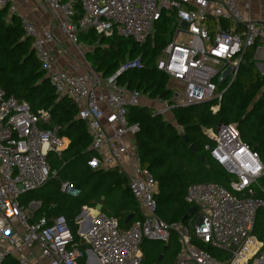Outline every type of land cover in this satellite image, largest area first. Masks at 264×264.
Returning <instances> with one entry per match:
<instances>
[{
    "label": "built area",
    "instance_id": "2783aa9c",
    "mask_svg": "<svg viewBox=\"0 0 264 264\" xmlns=\"http://www.w3.org/2000/svg\"><path fill=\"white\" fill-rule=\"evenodd\" d=\"M37 1L46 6L59 33L73 45L79 43L80 33L92 30L99 37L116 36L141 46L152 37L163 14L174 17L170 39L155 59L156 70L173 84L167 87L171 97L162 100L163 106L154 115L164 117L177 107L219 102L226 89L219 91V77L230 69L224 81L229 85L247 49H253L254 62L264 63V20L256 22L247 15L257 0H243L241 5L236 0ZM15 2L0 0V12L12 14ZM18 19L55 94L75 106L76 118L87 129L92 153L88 165L93 170L115 169L124 176L142 215L122 230L115 218L100 212L92 217L88 230L77 232L79 240L61 220L50 222L42 216L32 221V211L20 197L56 176L48 157L60 158L68 140L60 126L51 124L48 110L32 113L26 102L0 89V264L10 257L15 264H32L34 249L47 264H80L86 262L87 251L96 264H141L142 243L167 245L172 233L178 236L180 247L175 264H239L250 243L252 255L244 264H261L262 243L252 231L258 209L264 208V198L256 192L264 165L258 152L241 140L236 125L202 129L214 143L205 150L232 178L229 188L212 182L190 184L184 201L196 208L192 225L166 223L157 215V182L141 167L134 143L138 124L128 121L130 108L142 106V93L118 84L123 73L144 69L140 57L126 61L105 80L90 67L83 74H71L56 64L49 51L48 44L55 41L53 33L39 30L24 15ZM60 190L73 197L79 194L67 182L61 183ZM83 221V215L76 218L80 225ZM199 244L228 257L217 259Z\"/></svg>",
    "mask_w": 264,
    "mask_h": 264
},
{
    "label": "trees",
    "instance_id": "16d2710c",
    "mask_svg": "<svg viewBox=\"0 0 264 264\" xmlns=\"http://www.w3.org/2000/svg\"><path fill=\"white\" fill-rule=\"evenodd\" d=\"M5 11L0 14V89L7 96L25 101L32 113L40 109L48 110L51 124L60 126L68 140L67 148L61 152L60 158L53 155L48 157L51 169L57 171L56 176L37 191L23 194L20 202L26 207L38 203L31 220L42 216L50 222L61 220L75 240H79L76 218L82 208H93L98 203L102 205V213L115 218L120 229H127L131 222L141 218L128 189L127 179L115 169L102 171L90 168V138L84 123L76 118L75 106L67 99L55 102L57 95L41 71L30 48V39L24 37L18 17L12 16L7 21ZM79 16L78 10L76 19ZM167 16L163 14L154 25L153 45L149 44L150 39L140 46L132 40L116 36L100 39L92 30L87 31L91 37L89 41L98 38L103 47L101 50V46H96L94 52L86 55L91 68L103 76H109L126 61L140 57L144 69L123 73L118 78V84L163 101L169 100L171 93L165 88L167 77L155 68V59L172 32V21ZM252 55L253 49H247L243 54V61L247 65L240 64L229 85L225 83L219 86V91L226 88L219 102L177 107L171 113L173 122L152 114L147 107L130 108L128 121L138 124L134 143L141 158V167L152 173L158 185L155 199L157 215L162 221L179 223L187 214L191 206L185 203L184 198L187 187L192 183L212 182L229 188L232 178L205 150V146L212 148L214 143L203 134V128L236 125L241 140L258 152L264 165V74L252 62ZM214 106H218L215 112L211 110ZM184 135L187 141L183 139ZM190 146L195 150L190 149ZM201 156L206 163L201 161ZM62 182L69 183L79 194L73 197L62 193ZM258 186L257 195L264 198V174L258 180ZM101 197L104 199L101 200ZM129 215L133 217L126 223ZM189 219L183 225H187ZM252 236L262 243L261 251L264 252V208L258 209L256 213ZM200 247L217 259L225 260L228 257L209 246ZM86 248L82 245L83 250ZM141 250V264H174L180 251L178 236L172 233L167 245L145 241ZM159 256H162L160 260ZM2 264H15V261L7 258ZM80 264H84V261Z\"/></svg>",
    "mask_w": 264,
    "mask_h": 264
},
{
    "label": "crops",
    "instance_id": "0c3cea01",
    "mask_svg": "<svg viewBox=\"0 0 264 264\" xmlns=\"http://www.w3.org/2000/svg\"><path fill=\"white\" fill-rule=\"evenodd\" d=\"M236 2L239 5H241L243 3V0H236ZM15 5H16L17 16L18 15H24V16L28 17L39 30H50L53 33V35L55 36V41L49 43L48 48H49V51H50L51 55L53 56L56 64L61 69L65 70L71 74H83L86 72V70L89 67L91 68L90 62L87 60V57H86V55L89 52L85 53V56L81 57V54H80L81 53L80 52L81 45L80 44H78L77 46L73 45L64 36H62L59 33V30L57 28V22H56L55 18L53 17V15H51L49 10L46 8L45 5L41 4L37 0H16ZM9 14H11V13H9ZM247 15L252 20H254L256 22H262L264 20V0H257L255 3H253L250 11L247 12ZM167 18L171 19L172 28H173L174 17H170V16L168 17L167 16ZM228 27H229V25H228ZM90 38L91 37L89 36V33H87V31L81 33V35H80V40L83 39V40L89 41ZM80 40H79V42H80ZM252 62H254V61L252 60ZM241 64L247 65V62L243 61ZM254 64L256 65L257 69L262 74H264V63L254 62ZM94 71H96V70H94ZM96 72L102 76V74L100 72H98V71H96ZM62 99H65V98L57 97L55 102L61 101ZM67 101H69V100H67ZM145 102L147 104H142V106L149 108L152 113L155 112L156 109H159L162 106L161 104H163L162 100L160 101L159 105L157 103H154L153 101L145 100ZM163 118L165 120L170 121V118L168 119L166 116H164ZM171 122H173V121H171ZM37 204L38 203H36L35 209H37V207H38ZM93 208L83 207L82 212L79 215L80 218L83 215L85 209L92 210ZM138 210H139V208H138ZM141 215L142 214L140 212V216ZM194 215H195V213H193L189 217L192 219L194 217ZM190 221L191 220L189 219V222L187 223V225L189 223H190V225H192V222H190ZM84 223H85L84 221L81 225L77 223L79 226L78 232L80 229L83 230V228H84L83 224ZM179 223L183 225V223H181V222H179ZM187 225H185V226H187ZM86 251H87V248H86ZM33 254H34V257L31 260L32 264H47L45 261H43L39 258V251L37 249L33 250ZM85 260H86V262L84 261V264H89L90 262L91 263L93 262L94 264L97 263L95 260V257L89 251H87V253H86ZM263 260L261 261V264L263 263ZM252 264H255V261H253Z\"/></svg>",
    "mask_w": 264,
    "mask_h": 264
},
{
    "label": "rangeland",
    "instance_id": "374dc122",
    "mask_svg": "<svg viewBox=\"0 0 264 264\" xmlns=\"http://www.w3.org/2000/svg\"><path fill=\"white\" fill-rule=\"evenodd\" d=\"M2 12L3 11H1L0 12V14H2ZM9 13H11V12H8V11H5L4 12V15H5V20H10V18L12 17V16H16V17H18L17 16V11L16 12H13L12 14H9ZM153 36H154V32H153V35H152V37L150 38V40H149V44L150 45H153ZM101 39V38H100ZM78 42H79V40H78ZM78 44H80L81 45V50H80V54H81V57H83V56H85V53H87V52H94V49H96V46H101V44H100V42H99V40H98V38H94L92 41H89L88 42V40H83V39H81L80 40V42L79 43H77V45ZM77 45H75V46H77ZM101 50L103 49V47L101 46V48H100ZM100 50V51H101ZM159 55V54H158ZM157 55V56H158ZM156 56V57H157ZM159 56H161V54L159 55ZM91 65V64H90ZM121 66V65H120ZM119 66V67H120ZM92 69H94V68H92ZM117 70V69H116ZM115 73V72H114ZM114 73H112V74H114ZM111 74V75H112ZM111 75H109V76H101L104 80L106 79V78H108V77H110ZM119 78V77H118ZM173 84H172V82H170L168 79H166V84H165V88L166 89H168L167 87H169V86H172ZM145 100H147V101H153L154 103H157L158 105H159V103H160V99L158 98V97H151L149 94H143L142 93V98H141V101H140V104L142 105V104H147L146 102H145ZM163 103V102H162ZM162 106H163V104H162ZM161 106V107H162ZM172 111L170 112V113H168L167 114V118L169 119L170 118V121H173V116H172ZM25 206V205H24ZM26 207V206H25ZM27 207H28V210L31 212H33L34 210H35V208H36V204L35 203H31V204H29V205H27ZM11 259H13V257H10ZM175 264V263H174ZM248 264H252V262H250V263H248Z\"/></svg>",
    "mask_w": 264,
    "mask_h": 264
},
{
    "label": "water",
    "instance_id": "95a60500",
    "mask_svg": "<svg viewBox=\"0 0 264 264\" xmlns=\"http://www.w3.org/2000/svg\"><path fill=\"white\" fill-rule=\"evenodd\" d=\"M229 73H230V69H227L226 71H224L222 73V75L218 79V84L219 85H222L224 83V81H225V79H226V77L228 76ZM183 139L185 141L188 140L185 135L183 136ZM190 149L195 150V148L193 146H190ZM200 159H201V161L203 163H206L203 156H201ZM103 199H104V197H101V200H103ZM195 209L196 208L194 206L190 207V209L188 210L187 214L181 219L180 222L183 223L188 218V216L192 215L195 212ZM100 212H102V205L100 203L96 204L95 207L92 210L85 209L84 213H83L84 220H85L84 221L85 223L83 224L84 228H83V230L80 229L79 232H83V231L88 230L90 228V226H91L92 217L98 215ZM132 217H133V215H129L126 218L125 222H129L132 219ZM165 248L166 247H164V250H165ZM231 251H234V248H231ZM161 257L162 256H159L158 260H160ZM263 264H264V261H263Z\"/></svg>",
    "mask_w": 264,
    "mask_h": 264
},
{
    "label": "bare ground",
    "instance_id": "6f19581e",
    "mask_svg": "<svg viewBox=\"0 0 264 264\" xmlns=\"http://www.w3.org/2000/svg\"><path fill=\"white\" fill-rule=\"evenodd\" d=\"M189 217V216H188ZM85 221V220H84ZM253 251V246L251 243L249 244V251L246 254H242L241 259L239 260V264H244V262L251 257V253Z\"/></svg>",
    "mask_w": 264,
    "mask_h": 264
}]
</instances>
